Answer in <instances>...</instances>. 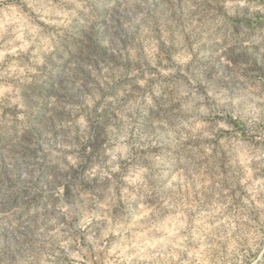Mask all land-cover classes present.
<instances>
[{"label": "clouds", "instance_id": "9594fccd", "mask_svg": "<svg viewBox=\"0 0 264 264\" xmlns=\"http://www.w3.org/2000/svg\"><path fill=\"white\" fill-rule=\"evenodd\" d=\"M0 264H264V0H0Z\"/></svg>", "mask_w": 264, "mask_h": 264}]
</instances>
